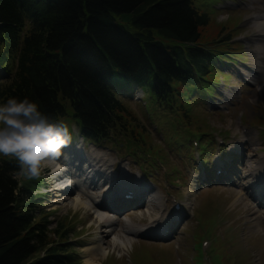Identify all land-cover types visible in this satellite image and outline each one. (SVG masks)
Here are the masks:
<instances>
[{
	"label": "rangeland",
	"instance_id": "1",
	"mask_svg": "<svg viewBox=\"0 0 264 264\" xmlns=\"http://www.w3.org/2000/svg\"><path fill=\"white\" fill-rule=\"evenodd\" d=\"M192 2L209 16L200 31V42L223 56L215 58V68L206 77L213 95L198 91L180 110L166 111L158 109L145 86L144 94L120 99L127 110L124 121L131 145L126 136L123 144H116L118 139L113 144L92 145L82 141L73 127L72 143L62 149V156L76 147L85 153L94 149L105 154L116 178L126 168L127 186L132 191L119 193L120 199L112 202L120 209L118 213L105 214L117 223L114 231L105 232L103 246L110 254L100 263L264 264V221L261 228L254 226L253 217L245 211L249 202L264 214V201L249 197L251 191L243 186L247 160L255 153L264 155V100L255 98L257 86L239 73L250 66L254 37L249 17L255 11L249 0ZM5 79L0 72V83ZM247 134L252 142L239 144L241 135ZM251 144L258 149L254 151ZM217 164L222 166L220 170ZM33 181L42 187L47 233L53 244L66 242L75 256L74 264H84V249L95 237L98 222L89 211L73 208L72 203L76 196L89 198L73 189L63 200L62 193L53 190L57 183L52 175ZM141 186L147 189L143 195L147 202L134 195ZM154 196L160 199L158 206L151 201ZM154 218L165 227H150L148 236L121 232L125 222L145 229ZM116 237L131 243L127 251L110 246Z\"/></svg>",
	"mask_w": 264,
	"mask_h": 264
},
{
	"label": "trees",
	"instance_id": "2",
	"mask_svg": "<svg viewBox=\"0 0 264 264\" xmlns=\"http://www.w3.org/2000/svg\"><path fill=\"white\" fill-rule=\"evenodd\" d=\"M207 23L192 0H0V104L27 97L71 136L74 127L90 143L130 142L120 97L146 86L178 111L211 89L221 56L200 42ZM18 171L0 157V264H74L47 233L37 184Z\"/></svg>",
	"mask_w": 264,
	"mask_h": 264
},
{
	"label": "bare ground",
	"instance_id": "3",
	"mask_svg": "<svg viewBox=\"0 0 264 264\" xmlns=\"http://www.w3.org/2000/svg\"><path fill=\"white\" fill-rule=\"evenodd\" d=\"M249 3L255 11L249 17V20H253V25L250 26V30L252 31L251 36L254 37L252 39L253 46L249 50L251 62L246 70L240 71L239 73L249 83L257 86L255 98L264 100V21L261 20L264 19V0H249ZM255 5L260 7L257 9L254 7ZM249 142H252L250 134L241 135L239 144H247ZM251 145L254 151L258 149L255 144ZM239 147L240 145H238ZM253 157L256 158L253 159ZM60 163L64 168L53 173L52 176L57 183L53 190L61 192L63 200H67L66 196L68 194L66 192H70L73 189L79 190L89 198V200H82L79 196H76L72 207L76 209L83 208L89 211L98 222L95 237L91 239L90 244L84 249L86 252L84 264H101L100 259H105L110 254V251H107L103 246V239L106 236L105 232L114 231V224L117 223L116 220L105 214L118 213L120 209L115 207L112 202L120 199L119 193L123 191L131 193L132 191L127 186L128 183L125 176L126 168H121V175L119 178H116L110 171V162L106 159L105 154L97 153L94 149L85 153L81 147H76L66 156H61ZM247 163L243 186L246 190L251 191L249 197L253 196V199L256 201H264V155L255 153V155L247 160ZM221 167V165H218L216 169H220ZM70 187L72 188L70 189ZM145 193H147V189L141 186L136 189L134 195L140 200V198L144 199L143 195L145 196ZM151 201L157 206L160 204V199L157 196H154ZM144 202H147V200L144 199ZM245 211L248 217H253L254 226L261 228V221H264V214L260 213L258 207L247 202L245 203ZM172 220H168L167 224H170ZM164 225V222L157 220V218L152 219L145 226V229L125 222L121 228V232L129 236L138 234L148 236L152 234L150 227L158 230L161 227H165ZM101 227H104L106 231H100ZM110 246L112 248H118V250L127 251L131 243L116 237L110 243Z\"/></svg>",
	"mask_w": 264,
	"mask_h": 264
},
{
	"label": "clouds",
	"instance_id": "4",
	"mask_svg": "<svg viewBox=\"0 0 264 264\" xmlns=\"http://www.w3.org/2000/svg\"><path fill=\"white\" fill-rule=\"evenodd\" d=\"M68 126L53 122L27 97L0 104V156L13 160L17 175L40 180L63 169L62 149L71 141Z\"/></svg>",
	"mask_w": 264,
	"mask_h": 264
}]
</instances>
